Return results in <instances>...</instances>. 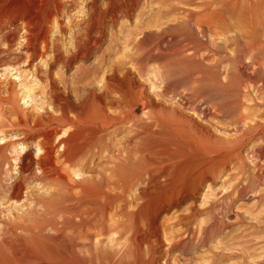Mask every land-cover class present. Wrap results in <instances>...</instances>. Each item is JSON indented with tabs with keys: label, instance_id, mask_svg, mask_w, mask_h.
Listing matches in <instances>:
<instances>
[{
	"label": "rangeland",
	"instance_id": "obj_1",
	"mask_svg": "<svg viewBox=\"0 0 264 264\" xmlns=\"http://www.w3.org/2000/svg\"><path fill=\"white\" fill-rule=\"evenodd\" d=\"M78 1L47 23V52L40 45L25 61L20 21L0 11V96L21 112L42 113L50 76L70 107L95 106L109 94L113 112L128 113L112 140L128 157L113 178L147 173L129 193L111 192L109 223L117 205L128 215L125 246L106 233L92 264H264V0H94L89 34L102 25L104 39L84 60L52 65V44L68 54L84 27L86 0ZM8 134L1 144L19 138ZM30 151L35 157L34 143ZM4 195L1 216L21 215L25 194ZM60 230L37 241L65 249L69 230Z\"/></svg>",
	"mask_w": 264,
	"mask_h": 264
},
{
	"label": "bare ground",
	"instance_id": "obj_2",
	"mask_svg": "<svg viewBox=\"0 0 264 264\" xmlns=\"http://www.w3.org/2000/svg\"><path fill=\"white\" fill-rule=\"evenodd\" d=\"M94 2L85 1L87 11L83 13L80 23L84 27L81 26L80 35L74 39L73 47L68 54H64L59 47L55 48L52 44V65L63 64L67 67L77 58L84 60L95 47L97 48L104 30L102 25L101 27L95 25L100 27L99 35L97 36V31L94 33L95 37L89 34L96 23L95 18L92 19ZM78 4V0L0 1L1 13L20 21L18 28L19 32L23 31L22 46L27 52V55L21 54L24 61L32 59L40 45L41 49L47 52L51 46L48 41L50 26H47V23L51 25L52 19L59 22L61 16H67L69 9ZM48 78L45 104L51 110L43 106L42 113L34 110L36 113L33 111L32 114H27L18 110L9 95L0 96L2 140L7 138L8 133L15 135L18 133L19 136L17 141L6 140L0 143V197L5 194L9 201L11 199L17 201L25 194L27 201L22 214L15 215L13 219L8 215L7 218L1 216L3 211L0 209V264H92L99 258L97 248L107 243V239L102 238L103 235L115 231L118 238L112 237V241L123 239L121 241L124 243L126 239L128 215L124 206H115L117 220L115 223H109V210L114 201L111 192L129 193L131 185H134L135 181L142 183L147 173L141 172L134 176L123 173L113 178L114 168L119 167V162L128 157L122 154L123 151L121 153L119 150L113 151L112 143L114 133L127 128L128 122H125V119L128 113L123 111L117 113V109L113 112V102L109 94L105 96L106 100H100L95 106L79 104L70 107L64 97L62 98L57 81L51 80L50 76ZM121 79L123 80L122 77ZM123 104L126 106V103ZM118 125L122 126L121 129L117 128ZM153 129L150 128L151 131ZM137 130L140 132L139 128ZM148 132L151 135L154 131ZM137 136L139 138L140 135ZM33 143L36 149L35 157H32L30 151ZM17 145L24 151L19 152L15 148ZM32 166L36 167V173H33L34 170L31 172ZM152 169H157L155 163H152ZM154 176L152 178H155ZM148 179L150 176L146 180ZM31 183L40 184L41 189L33 190ZM104 186L108 187L109 192L103 191ZM20 198L23 199L22 196ZM3 199L5 200V197ZM38 217L45 220L39 222ZM60 229L69 230L67 233L69 242L65 249L58 245L45 246L37 241L45 238L47 230L63 233L64 231ZM5 245L12 250V255L7 254ZM123 254L124 251L119 249V261Z\"/></svg>",
	"mask_w": 264,
	"mask_h": 264
}]
</instances>
